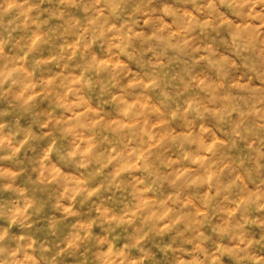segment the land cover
<instances>
[{
  "label": "clouds",
  "instance_id": "9594fccd",
  "mask_svg": "<svg viewBox=\"0 0 264 264\" xmlns=\"http://www.w3.org/2000/svg\"><path fill=\"white\" fill-rule=\"evenodd\" d=\"M0 264H264V0H0Z\"/></svg>",
  "mask_w": 264,
  "mask_h": 264
}]
</instances>
